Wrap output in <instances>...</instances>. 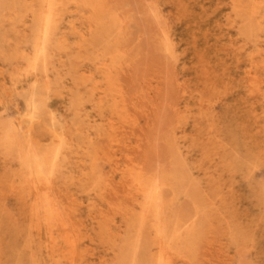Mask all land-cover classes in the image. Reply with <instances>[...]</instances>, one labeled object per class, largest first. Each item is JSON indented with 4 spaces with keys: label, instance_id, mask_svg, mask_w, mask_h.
I'll return each mask as SVG.
<instances>
[{
    "label": "rangeland",
    "instance_id": "374dc122",
    "mask_svg": "<svg viewBox=\"0 0 264 264\" xmlns=\"http://www.w3.org/2000/svg\"><path fill=\"white\" fill-rule=\"evenodd\" d=\"M0 264H264V0H0Z\"/></svg>",
    "mask_w": 264,
    "mask_h": 264
},
{
    "label": "bare ground",
    "instance_id": "6f19581e",
    "mask_svg": "<svg viewBox=\"0 0 264 264\" xmlns=\"http://www.w3.org/2000/svg\"><path fill=\"white\" fill-rule=\"evenodd\" d=\"M43 21H44V20H43ZM38 43H39V42H38ZM41 47H42V46H41ZM37 52H38V53H40V52H41V49H40V44H39V45H37ZM38 53H37V54H38ZM35 83H36V82H35ZM32 84H33V83H32ZM34 88H35V87H34ZM32 90H33V89H32Z\"/></svg>",
    "mask_w": 264,
    "mask_h": 264
}]
</instances>
